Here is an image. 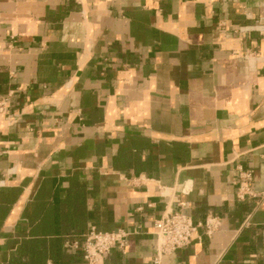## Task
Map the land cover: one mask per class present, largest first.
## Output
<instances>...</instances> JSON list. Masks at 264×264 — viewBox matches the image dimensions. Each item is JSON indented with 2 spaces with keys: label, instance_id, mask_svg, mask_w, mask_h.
<instances>
[{
  "label": "crops",
  "instance_id": "1",
  "mask_svg": "<svg viewBox=\"0 0 264 264\" xmlns=\"http://www.w3.org/2000/svg\"><path fill=\"white\" fill-rule=\"evenodd\" d=\"M0 101V264H264V0H0Z\"/></svg>",
  "mask_w": 264,
  "mask_h": 264
},
{
  "label": "built area",
  "instance_id": "2",
  "mask_svg": "<svg viewBox=\"0 0 264 264\" xmlns=\"http://www.w3.org/2000/svg\"><path fill=\"white\" fill-rule=\"evenodd\" d=\"M4 103L0 101L2 110ZM253 174L251 171L240 169L237 191V198L240 201L247 197L255 196L252 190ZM157 243L155 264H161L165 256L171 255L191 244L194 235L203 229L205 235L213 236L219 229L220 220L218 217L210 215L205 220L195 222L192 218L181 212H172L156 221ZM131 234L125 230L118 231H99L91 229L83 236L82 246L77 241L67 244L68 247L81 249L87 264H108L106 256L115 248L124 249L127 239Z\"/></svg>",
  "mask_w": 264,
  "mask_h": 264
},
{
  "label": "trees",
  "instance_id": "3",
  "mask_svg": "<svg viewBox=\"0 0 264 264\" xmlns=\"http://www.w3.org/2000/svg\"><path fill=\"white\" fill-rule=\"evenodd\" d=\"M76 251H77V249H76Z\"/></svg>",
  "mask_w": 264,
  "mask_h": 264
}]
</instances>
